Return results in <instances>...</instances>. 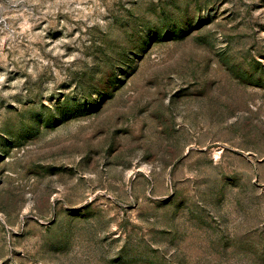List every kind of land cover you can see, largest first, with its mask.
<instances>
[{
    "label": "rangeland",
    "instance_id": "1",
    "mask_svg": "<svg viewBox=\"0 0 264 264\" xmlns=\"http://www.w3.org/2000/svg\"><path fill=\"white\" fill-rule=\"evenodd\" d=\"M0 264H264V0H0Z\"/></svg>",
    "mask_w": 264,
    "mask_h": 264
}]
</instances>
